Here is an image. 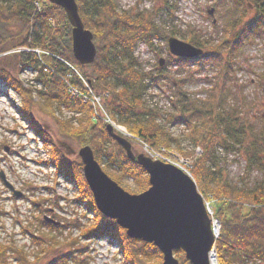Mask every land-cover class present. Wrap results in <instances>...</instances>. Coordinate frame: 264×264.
Returning a JSON list of instances; mask_svg holds the SVG:
<instances>
[{
	"label": "trees",
	"instance_id": "1",
	"mask_svg": "<svg viewBox=\"0 0 264 264\" xmlns=\"http://www.w3.org/2000/svg\"><path fill=\"white\" fill-rule=\"evenodd\" d=\"M224 1L217 0L215 5L222 6ZM36 2L40 4L38 10ZM76 3L84 27L92 33L97 50L94 61L89 65L81 66L72 54L71 26L61 7L48 0H0V80L19 97L17 114L30 125L48 149L49 158L42 163L72 183L77 190L74 201L85 202L90 209L92 218L80 230L87 237L100 235L116 245L122 264H159L162 261L157 247L129 238L114 220L104 217L96 209L80 159L67 161L62 150L31 117L33 106H37L53 118L64 136L74 139L79 147L90 146L102 170L127 192L136 194L149 187L144 169L129 160L123 149L108 136L105 122L94 114V106L69 93L67 84L86 92L81 79L69 65L102 96L103 105L113 121L126 127L129 133L152 148L166 151L176 148L182 156L193 158L189 173L198 192L209 202L212 217L220 226L215 241L219 264H247L252 259L264 260V178L252 188L238 187L222 180L216 168L217 148L229 150L233 147L232 140L234 146L239 148L243 146V141L249 139L245 137L247 129L239 124L237 127V119L226 114L224 107L221 108L222 104L218 106V102H225L223 92L214 84L206 99H192L183 90L186 80L174 79L172 86L178 84V90L170 103L178 114L172 120L184 124L187 133L183 137L194 150L182 148L169 127L159 121V116L164 114L162 108L146 101L148 86L160 85L165 73L159 71L157 76H150L147 84L145 80L149 74L138 69L134 56L139 40L149 42L152 36L159 35L155 34L157 29L142 17L119 12L114 0H76ZM235 7L238 19L244 18L248 5L243 0H235ZM253 7L255 15L242 25L230 46L228 39L233 30L230 20L223 27L222 38L217 42L202 39L197 33H176L172 29V36L179 33L182 41L203 48L205 53L196 58L170 60L182 66L200 64L219 67L222 51L228 47L229 65H232L240 48L263 33L264 0H256ZM168 14L171 16L172 12ZM20 47L30 51H17ZM33 49L41 53L38 55ZM27 67L34 71L38 87L24 86L22 79L14 77L8 69L21 72ZM228 74L229 68L224 76ZM63 108L72 116H63ZM261 140V144L255 139L248 147L242 148L248 168L261 166L264 169L263 133ZM196 148L200 149V154H196ZM42 224L47 228H56L47 221H42ZM43 235L48 234L43 232ZM31 241L40 242L33 236ZM9 252L13 255L14 263L6 260ZM173 253L179 264H190L183 250H174ZM34 255L37 259L38 255ZM69 256L66 254L55 258L54 263L65 264ZM25 263H28V254L23 248L0 241V264Z\"/></svg>",
	"mask_w": 264,
	"mask_h": 264
},
{
	"label": "rangeland",
	"instance_id": "2",
	"mask_svg": "<svg viewBox=\"0 0 264 264\" xmlns=\"http://www.w3.org/2000/svg\"><path fill=\"white\" fill-rule=\"evenodd\" d=\"M114 1L119 12H126L131 17H142L151 22L157 29L155 34H159L152 36L149 42L139 40L134 49L138 69L149 74L145 80L147 84L150 76H157L159 71L166 75L160 85H149L145 93L148 104L164 111V114L159 116V121L169 127L182 148L192 150L193 147L183 137L187 133L184 124L172 120L178 114L168 98L174 97L178 90V84L172 86V82L174 79H185L183 90L190 98L198 100L206 99L209 89L216 84L223 92L225 100L224 103L218 102V106L222 104L221 108L224 107L225 113L237 119V127L239 124L247 129L245 137L249 138L246 142L243 141V146L239 147L241 149L234 146L233 140V147L229 150L217 148V171L222 180L228 183L238 187H254L255 183L264 178V169L261 166L248 168L242 148L248 147L247 145L255 139L260 144L263 143L261 134H264V29L251 43H245L240 48L232 65H229L230 49L227 47L222 51L221 65L213 68L200 64L182 66L172 62L170 58H176L168 52L166 41L172 36L171 30L175 29L176 33L189 31L199 34L202 39L208 38L217 42L222 38L223 27L230 20V26L233 28L231 38L228 39L230 46L242 25L255 15L253 6L256 0H243L244 4L250 5L246 7L247 11L242 19H238L235 0H225L222 6L215 5L217 0ZM36 8H40L38 2ZM211 8L215 10L209 15L207 11ZM169 11L172 12L171 16ZM175 37L180 39V34ZM21 49L20 47L18 50L22 51ZM159 59L164 60L161 65ZM69 67L77 77H83L72 65ZM228 68L229 74L224 76ZM8 69L14 77L22 79L24 86L33 88L37 84L34 82L36 76L30 68L21 72L18 69ZM84 85L87 87V84ZM68 89L71 94L73 87L69 86ZM83 93H79L78 98L90 101L87 91ZM19 105V97L0 80V174H3L5 181L11 184L14 190L21 193L18 197L14 196L0 177V241L23 248L28 254V263L25 264H55V258L66 254L71 256L65 264H122L116 245L100 235L87 237L80 230L81 226L91 220L92 213L85 202L74 201L77 191L74 185L64 176L57 174L52 167L42 163L49 158L48 149L43 146L41 138L30 125L17 114L16 108ZM62 112L66 118L72 116V113L64 108ZM31 117L62 150L67 161H79V145L57 129L53 118L40 111L37 106H33ZM122 132L127 134L125 129ZM132 143L135 149L141 151L142 146L136 141ZM175 149L173 151L176 156H182L180 151ZM181 156L180 158L185 160L178 159L189 169L193 158ZM44 216L55 221L52 224L56 228L45 227L42 224V221H45ZM43 232L48 235L44 236ZM31 236L39 239L41 243H33ZM34 254L38 255L37 259ZM13 259L12 253L9 252L6 260L14 263ZM213 262L219 264L216 251L213 253ZM247 264H264V260L252 259Z\"/></svg>",
	"mask_w": 264,
	"mask_h": 264
},
{
	"label": "water",
	"instance_id": "3",
	"mask_svg": "<svg viewBox=\"0 0 264 264\" xmlns=\"http://www.w3.org/2000/svg\"><path fill=\"white\" fill-rule=\"evenodd\" d=\"M48 1L61 7L67 16L75 60L81 66L92 64L97 50L92 33L80 18L76 0ZM208 13L211 15L213 9ZM168 49L172 55L183 58L203 53L202 49L174 37L168 39ZM105 129L127 158L145 170L149 187L139 194L125 191L102 170L90 146H82L78 156L98 211L115 220L128 237L154 244L162 254L159 264H179L173 253L179 249L183 250L190 264H213L210 253L214 245V229L194 180L171 164L134 152L129 140L114 131L111 124H106ZM0 177L11 186L2 173ZM14 195L18 197L21 193L14 191Z\"/></svg>",
	"mask_w": 264,
	"mask_h": 264
},
{
	"label": "built area",
	"instance_id": "4",
	"mask_svg": "<svg viewBox=\"0 0 264 264\" xmlns=\"http://www.w3.org/2000/svg\"><path fill=\"white\" fill-rule=\"evenodd\" d=\"M73 94H76L77 91L75 89L72 90ZM90 101L92 103V105L94 106V113L95 115L99 116H103L105 118L106 121H110V119L108 118V116H106V113L104 112V109L102 107V103H101V97L98 96L97 94H94L93 92H90ZM98 96V97H96ZM122 129V128H121ZM127 135H129L127 133ZM142 144V149L143 151L148 155L150 156L151 158L153 159H159V160H162V161H165V162H169V163H172V164H175V165H179V167L181 168H185L182 164V158H180V156H176L175 152L174 151H167L166 153L161 150V151H156V150H153L152 148H150L148 145H146L145 143L141 142ZM182 160H180V159ZM185 160V159H184ZM182 164V165H181Z\"/></svg>",
	"mask_w": 264,
	"mask_h": 264
},
{
	"label": "flooded vegetation",
	"instance_id": "5",
	"mask_svg": "<svg viewBox=\"0 0 264 264\" xmlns=\"http://www.w3.org/2000/svg\"><path fill=\"white\" fill-rule=\"evenodd\" d=\"M208 12V11H207ZM214 22V21H213Z\"/></svg>",
	"mask_w": 264,
	"mask_h": 264
},
{
	"label": "bare ground",
	"instance_id": "6",
	"mask_svg": "<svg viewBox=\"0 0 264 264\" xmlns=\"http://www.w3.org/2000/svg\"><path fill=\"white\" fill-rule=\"evenodd\" d=\"M214 264V263H213Z\"/></svg>",
	"mask_w": 264,
	"mask_h": 264
}]
</instances>
